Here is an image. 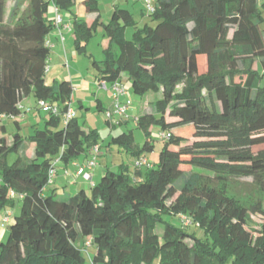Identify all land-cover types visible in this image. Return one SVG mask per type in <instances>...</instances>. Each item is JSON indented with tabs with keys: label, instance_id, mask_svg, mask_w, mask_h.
I'll list each match as a JSON object with an SVG mask.
<instances>
[{
	"label": "trees",
	"instance_id": "trees-1",
	"mask_svg": "<svg viewBox=\"0 0 264 264\" xmlns=\"http://www.w3.org/2000/svg\"><path fill=\"white\" fill-rule=\"evenodd\" d=\"M24 1L21 12L15 1L17 20L10 25L3 20L7 0H0V133L29 95L58 113H46L43 126L26 137L31 159L19 156L25 138L17 131L11 143L0 136V212L18 206L0 240V264H87V243L94 249L89 264H264V6L258 0H148L152 10L143 12L151 20L139 28L117 5L102 22L99 0H82L85 13L95 15L90 23L75 17L77 0ZM55 9L71 15L79 54H86L99 27L109 39L102 60L92 63L100 90L102 82L110 88L125 77L135 95H162L134 119L145 136L142 147L131 130L105 146L138 159L152 148V128L165 135L156 166L107 169L88 193L62 200L54 181L47 185L52 161L68 164L101 144L96 130L84 129L76 116L71 82H45ZM128 28L134 30L129 40ZM68 108L75 115L64 120ZM9 153L17 156L12 164ZM250 215L262 219L256 233L247 228Z\"/></svg>",
	"mask_w": 264,
	"mask_h": 264
},
{
	"label": "crops",
	"instance_id": "crops-1",
	"mask_svg": "<svg viewBox=\"0 0 264 264\" xmlns=\"http://www.w3.org/2000/svg\"><path fill=\"white\" fill-rule=\"evenodd\" d=\"M115 5L121 7V4H125L122 7L129 4L130 0H113ZM259 5L264 6V0H258ZM78 5H81V9L77 6V2L75 4V7L73 8V13L75 14V17L77 19H86L88 23L91 22V20L94 19V14H87L85 13V10L82 6V0H79ZM127 7V6H126ZM127 9V8H126ZM113 10V8H112ZM68 16V17H67ZM71 15L68 13L64 14L62 16L64 26L61 27L60 32L62 37L64 38V41L61 42L60 35L58 29H53V31L48 36L49 43L51 44L50 48V58L48 62L49 71L45 77V82L47 85H52L55 81H59L61 79H67L71 82V85L73 87V90L75 91L72 95V106L75 110L82 109L83 111H90L93 114H103L112 106V94L111 90L108 88V90H100L98 88V82L95 79V76H85L82 73V69L75 68L73 65L70 66V63L77 61L75 59V51H74V38L72 35L71 30ZM49 17L53 20L54 18V11H51L49 14ZM101 18V15H100ZM127 32V30H126ZM97 33V32H96ZM126 36V33H125ZM103 48L106 49L109 44L105 43L103 44ZM103 49V50H104ZM103 55V54H102ZM98 59V58H97ZM94 61H100L95 60ZM78 62V61H77ZM82 62V61H81ZM79 62V64L81 63ZM86 65V62L84 63ZM88 69V68H87ZM85 69V71L87 70ZM88 71V70H87ZM88 73V72H86ZM124 91L125 94L119 98V101L121 104H126L132 101V96L129 95V92L126 90L125 87ZM79 92H84L87 96L90 97H83L78 98L77 100V106H75L74 103V94H79ZM82 97V96H79ZM81 103V105H79ZM151 103V102H150ZM146 104H144V107L148 108ZM37 102L33 98L32 95H29L28 97L24 98L21 103V114L16 117V119H8L4 120L1 125H3L2 131L0 133V136L6 137L7 141L11 143V138L7 137V127L6 122L12 121L16 127V131L25 138L22 149L20 150L19 156L24 157L25 159H31L33 157V148L32 146L27 142V136L32 132L34 128H41L45 122L46 119V113L40 111L37 108ZM129 107L126 110V113H131V110H128ZM78 113H76L77 116ZM95 115V116H96ZM88 114L84 113L82 116V120L80 119L79 122L81 124L88 121ZM97 117V116H96ZM138 116H135L137 118ZM128 116H125L122 120L119 122L120 125L118 127H128L129 120ZM14 120L17 121L14 122ZM96 122H98V117ZM107 123V121H105ZM111 130H115L117 125L112 126V124L107 123ZM84 127V125H83ZM86 129V128H84ZM95 130V129H90ZM110 139V138H109ZM106 147V154H102L99 152L97 162V167L92 171V181L93 183H97L105 171L107 169H115L114 166L109 168V162L107 161V156L110 154L118 153L122 151L117 145H111V146H105ZM101 150V148H100ZM148 151H152V148ZM88 159L87 156H80L76 160L68 163L63 164L59 166L60 168L57 170L56 177L54 178V184L52 188L56 189L55 194L57 197H66L69 198L73 195H75L78 191L84 190L86 192L87 184L85 181H83L81 178L75 179L74 172L76 171L77 167L83 164ZM148 161V160H147ZM156 164L158 163V159L156 160ZM149 162V161H148ZM156 164H150V167L156 166ZM58 165V163H57ZM73 179V180H72ZM67 185V186H66ZM88 193V192H87ZM18 211V206L14 205L12 207H7L4 210L0 212V240H5L7 235V229L10 226L12 222V218L14 213ZM93 248L90 247L87 250V254L90 255V251Z\"/></svg>",
	"mask_w": 264,
	"mask_h": 264
},
{
	"label": "rangeland",
	"instance_id": "rangeland-1",
	"mask_svg": "<svg viewBox=\"0 0 264 264\" xmlns=\"http://www.w3.org/2000/svg\"><path fill=\"white\" fill-rule=\"evenodd\" d=\"M16 0H7L6 3V8H5V15H4V23H8L10 25H13L16 20L17 17L14 16L12 14V10H13V6L15 4ZM20 1V12L23 11V9L26 6V2L24 0H17ZM146 0H130L129 4L122 7L125 4H121L122 8H127V10H129L131 12V14H133V18L137 23V26L139 28H142L144 26L145 23H148L151 18L146 14L145 11V4ZM79 0H77V6L79 7V9H81V5H78ZM151 4L154 5V0H150ZM99 14L101 15L100 20L104 23H108L111 15H112V8H113V0H99ZM19 12V14H20ZM143 12V13H142ZM262 15L264 18V8H262ZM68 17V16H67ZM261 28L264 29V22L261 24ZM134 32L133 29L128 28L127 32H126V39L129 40L132 36V33ZM232 31L229 32V37H231ZM109 44V39L107 37L104 36V32L103 29L101 27H99L97 29V33L95 34V36H93V38H91L88 42V44L86 45V54L82 53L79 54L75 49V59L78 61H73L72 64L70 63V66L72 67L73 65L75 66V68H79L82 69V73L85 76H95V74L97 73L95 67L92 65L93 61L95 60H102V51H103V44ZM98 58V59H97ZM202 58L201 57L199 59V64L202 65ZM82 61V62H81ZM79 62H81L79 64ZM86 62V65L84 64ZM88 68V69H87ZM85 69H87L85 71ZM88 72V73H86ZM259 72H260V84L262 86H264V72L261 68H259ZM121 85L122 87H125L126 90L129 92V95L132 96V101L129 103L128 110H131V113H126V116H128V118H130V122L128 127L122 128V127H118L115 128V130H111L109 125L105 122V118L103 116V114L101 113L99 114H93L90 111H83L82 109L80 110H76L77 114V118L82 120V116L84 113L88 114V121L83 123L84 128L86 129H95L97 136H98V141L101 144V150L100 153L102 154H106V147L105 144L106 142L109 140V138H111L114 135H117L121 132H123L124 130L128 131L131 130L132 131V135H133V139L136 145H138L139 147H142V145L145 142V136L143 134L142 131H140L139 129L136 128V123L134 121L135 116H141L143 114H145L147 112V108L144 107V104H146V106H148V104L150 102H154L156 100H159L162 98L161 93L158 94H154V93H147L143 96H138L135 95L132 90H131V84L129 81H127V79L125 77H123L122 81H121ZM180 90V88H178ZM75 91L73 90V93ZM74 103L75 106H77V100L78 98H83V97H90L87 96L84 92H79V94H74ZM82 96V97H79ZM98 117V122H96L97 117ZM6 127H7V137L11 138L12 134L16 131V127L14 125V123L12 121L6 122ZM25 136V135H23ZM150 145L152 147V151H146L145 153H143V157H145L150 164H156V160L159 157V154L162 150V148L165 145V140L163 138L160 137V131L158 128H152L151 129V134H150ZM258 148H255L254 151H256ZM16 154L15 153H9L7 156V161L9 164H12L15 159H16ZM98 159V157H97ZM135 160H137L134 156H132L131 154L125 152V151H121L120 154L118 153H114V154H110L109 156H107V161L109 162V168L112 166V168L114 166L115 169H117L119 166L121 165H127L129 167V171L133 172L135 170L134 167V162ZM62 163L58 162V165L56 166V169L58 170L61 166ZM145 168H142V170H144ZM186 171L191 174V173H198V174H207L201 170H197V169H190V168H186ZM75 174V172H74ZM73 174V175H74ZM76 179V178H75ZM73 180V179H72ZM87 187H86V192L90 191V184L89 182H86ZM67 186V185H66ZM179 193H177L172 199H169L166 201V205H170L173 200L177 197ZM59 199H66V197H59ZM165 220H169V222L173 225H178V221L174 218H169L168 216L164 217ZM262 223V219L259 216L256 215H250L249 217V221H248V225L247 228L248 230H250L253 233H256V231H258L260 229ZM163 232V225L162 224H158L155 228V233L161 235ZM188 232L194 233L198 238L202 237V230L197 229L195 227H190L188 228ZM190 244V243H189ZM90 248V245L87 243L86 246L84 247L85 251L84 252V256H85V260L86 263L89 264V258H88V254H87V250ZM94 254V249H92L90 251V255ZM89 255V256H90ZM153 264H157V260H155L153 262Z\"/></svg>",
	"mask_w": 264,
	"mask_h": 264
},
{
	"label": "built area",
	"instance_id": "built-area-1",
	"mask_svg": "<svg viewBox=\"0 0 264 264\" xmlns=\"http://www.w3.org/2000/svg\"><path fill=\"white\" fill-rule=\"evenodd\" d=\"M146 8L147 10H152L150 7V3L148 0L145 1ZM54 26L56 29L59 31L60 35V40L61 42L64 41V38L61 35L60 32V27L64 26V22L62 19V16L58 13L57 9H55V16H54ZM46 46L51 48V44L49 41H46ZM48 71V70H47ZM100 88L103 90H107L109 87L105 85V83L100 84ZM111 93H112V106L110 109L106 110L104 112V118L105 120L117 124L120 119L126 116V110L128 108V103L126 104H121L119 101V98L125 94L124 88L122 87L121 83H115L113 84L110 88ZM21 108V107H20ZM37 108L44 112V113H51L53 115H56L58 113V109L56 106L50 105L48 102L40 100L37 102ZM75 113L74 110L71 108H68L64 115V120H69L72 117H74ZM161 138H165V135L163 133H160ZM100 149L99 146H94L90 149L88 152V159L81 164L80 166L77 167L74 177L81 178L85 182H89L90 186H93V181H92V171L97 167V157L99 155ZM58 159H55L52 161L51 168L49 169L48 172V179H47V185H51L54 181V178L56 177L57 174V163ZM134 167L136 168H150L149 162L145 157H140L134 162ZM10 195L13 196V193L10 192ZM180 222L184 225L187 226L189 225V219L185 216H181ZM89 244V243H88Z\"/></svg>",
	"mask_w": 264,
	"mask_h": 264
}]
</instances>
